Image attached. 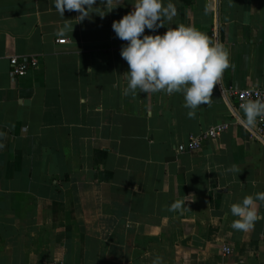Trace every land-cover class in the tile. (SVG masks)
Instances as JSON below:
<instances>
[{"label":"crops","instance_id":"1","mask_svg":"<svg viewBox=\"0 0 264 264\" xmlns=\"http://www.w3.org/2000/svg\"><path fill=\"white\" fill-rule=\"evenodd\" d=\"M133 2L79 21L54 0H0V264H264V219L231 227V203L264 191V144L229 94L264 88V0H173L160 34L192 25L230 53L196 118L181 93L122 95L126 41L112 23ZM16 56L38 66L14 79Z\"/></svg>","mask_w":264,"mask_h":264},{"label":"clouds","instance_id":"2","mask_svg":"<svg viewBox=\"0 0 264 264\" xmlns=\"http://www.w3.org/2000/svg\"><path fill=\"white\" fill-rule=\"evenodd\" d=\"M101 2L108 6L107 11L94 6L96 0H54V7L62 17L66 9L75 10L79 13L76 18L82 21L91 13L103 17L120 5L111 7L113 0ZM132 4L131 11L112 23L116 36L126 41L120 50L129 66V70L122 75L127 82L122 88V95L181 93L188 118H196V110L201 104L210 103L214 85L220 84L225 70L231 66L228 49L222 42L183 23L174 24L160 34L157 30L177 14L173 0H167V3L165 0H134ZM64 27L67 29L68 26ZM146 29L150 31L146 33ZM240 108L243 122L249 127L254 126L258 117H264V98H248L240 104ZM2 136L4 133L0 132ZM3 147L4 144L0 143V148ZM229 170L239 171L235 166ZM185 201L176 200L169 210L181 209ZM257 202L264 203V191L231 203L230 212L235 217L231 223L233 229L247 232L257 220L264 219L258 213ZM152 264H163V258L157 255Z\"/></svg>","mask_w":264,"mask_h":264},{"label":"built area","instance_id":"3","mask_svg":"<svg viewBox=\"0 0 264 264\" xmlns=\"http://www.w3.org/2000/svg\"><path fill=\"white\" fill-rule=\"evenodd\" d=\"M67 40H59L58 43L64 44ZM11 65V76L14 79L25 76L29 70L36 68L38 66V60L36 58H32L29 61L27 58L20 59L19 57H12L10 60ZM230 97L235 99L236 106L238 109L240 108V104L248 98L256 99V98H264V88H246L243 90H230ZM236 121L240 122V117H237ZM228 128L227 124L217 125L209 130L202 132L199 135H193L190 138V150L196 151L202 147L205 141L209 139H216L222 133H224ZM251 137L253 140L257 142H261L264 144V117H258L255 127L251 131ZM226 251H229L226 249ZM43 264H61L58 261H49Z\"/></svg>","mask_w":264,"mask_h":264}]
</instances>
